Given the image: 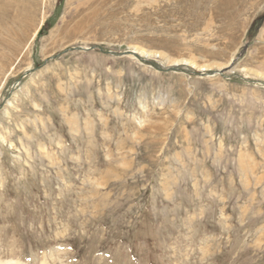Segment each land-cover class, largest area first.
Returning <instances> with one entry per match:
<instances>
[{
	"label": "rangeland",
	"instance_id": "obj_1",
	"mask_svg": "<svg viewBox=\"0 0 264 264\" xmlns=\"http://www.w3.org/2000/svg\"><path fill=\"white\" fill-rule=\"evenodd\" d=\"M7 263L264 264V0H0Z\"/></svg>",
	"mask_w": 264,
	"mask_h": 264
},
{
	"label": "bare ground",
	"instance_id": "obj_2",
	"mask_svg": "<svg viewBox=\"0 0 264 264\" xmlns=\"http://www.w3.org/2000/svg\"><path fill=\"white\" fill-rule=\"evenodd\" d=\"M138 51V52H137ZM138 54H137V53ZM132 54H134L135 56H137L138 58H140V60H142V61H144V58L141 56V55H143V56H145V57H151L149 54H146V53H142L141 51H139V50H137V49H134V51H132L131 52ZM131 54V55H132ZM136 57V58H137ZM178 63H183V62H174V63H171V64H169V65H177ZM157 65V64H156ZM168 66V65H167ZM191 68V67H190ZM189 67H185V66H182V65H177V66H175V69H177V70H187V69H190ZM190 70H192V69H190ZM200 70V69H199ZM7 264H16V263H7Z\"/></svg>",
	"mask_w": 264,
	"mask_h": 264
},
{
	"label": "water",
	"instance_id": "obj_3",
	"mask_svg": "<svg viewBox=\"0 0 264 264\" xmlns=\"http://www.w3.org/2000/svg\"><path fill=\"white\" fill-rule=\"evenodd\" d=\"M132 52V51H131ZM143 62H145V63H147V64H150V65H152L153 67H155L156 69H158V70H163V68L155 61V60H151V59H144V61ZM157 64V65H156ZM175 69V68H174ZM177 70V69H176ZM188 73H194L195 71L194 70H190V69H187L186 70Z\"/></svg>",
	"mask_w": 264,
	"mask_h": 264
}]
</instances>
